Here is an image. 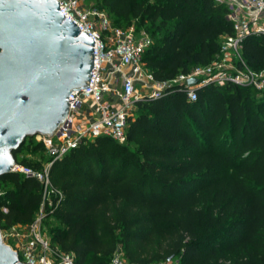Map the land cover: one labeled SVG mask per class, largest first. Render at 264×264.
Here are the masks:
<instances>
[{"label":"trees","instance_id":"1","mask_svg":"<svg viewBox=\"0 0 264 264\" xmlns=\"http://www.w3.org/2000/svg\"><path fill=\"white\" fill-rule=\"evenodd\" d=\"M113 25L154 39L143 63L159 81L221 61V41L235 35L229 9L213 0H93ZM248 68L264 70V32L241 43ZM241 63V62H240ZM238 63L239 67L242 65ZM184 85L140 100L127 142L102 136L71 149L50 168L52 196L42 225L58 223L52 247L76 264H111L122 249L129 263L264 264V91L228 83ZM46 154L27 138L17 164L41 170L23 149ZM0 228L31 226L43 186L12 172L0 177Z\"/></svg>","mask_w":264,"mask_h":264},{"label":"built area","instance_id":"2","mask_svg":"<svg viewBox=\"0 0 264 264\" xmlns=\"http://www.w3.org/2000/svg\"><path fill=\"white\" fill-rule=\"evenodd\" d=\"M57 1L64 17L77 24L80 32L88 33L95 42L91 46L93 69L89 87L72 92L68 121L60 128L59 134L36 137L43 143L51 161L41 170L20 164L13 169L36 178L43 186L40 213L30 226L26 242L22 247H12L18 252L22 264H76L73 254L52 247L49 237L42 232L45 204L52 206V196L63 197L52 186L50 168L84 141L106 136L120 144L126 143L128 120L134 116L138 101L165 96L174 85H184L190 100L197 99L198 88L208 85L233 83L264 91V77L248 68L241 58V43L247 35L264 32L260 27L264 25V0H213L228 7V19L234 26L235 35L225 37L221 45L223 59L208 66L194 67L189 74H179L166 81L157 80L143 63V55L153 44V39L145 32L136 33L134 26L127 29L115 27L107 14L86 6L85 0ZM193 78L198 79V84L189 85L188 81ZM111 264L166 263H129L122 249H118Z\"/></svg>","mask_w":264,"mask_h":264},{"label":"water","instance_id":"3","mask_svg":"<svg viewBox=\"0 0 264 264\" xmlns=\"http://www.w3.org/2000/svg\"><path fill=\"white\" fill-rule=\"evenodd\" d=\"M94 43L57 0H0V177L14 172L27 138L67 123L72 92L89 87ZM0 264H22L1 228Z\"/></svg>","mask_w":264,"mask_h":264},{"label":"rangeland","instance_id":"4","mask_svg":"<svg viewBox=\"0 0 264 264\" xmlns=\"http://www.w3.org/2000/svg\"><path fill=\"white\" fill-rule=\"evenodd\" d=\"M85 5L88 6V7L89 6H93L94 2H93V0H85ZM104 13L107 14L106 12H104ZM260 27H261V29H264V25H261ZM141 32H143V31H141ZM145 34L150 36L146 32H145ZM224 41H225V37L222 39L221 44H223ZM153 42H154V39H153ZM232 58H234V57H232ZM233 60L236 61V58H234ZM254 72H256V71H254ZM256 73L259 76H263L264 77V70L261 71V72H256ZM38 142H40V140H38ZM24 157L26 159H28V161H31L32 163H36L39 160L44 161V162L47 160V155L46 154L33 153L32 151H30V149H27V148L23 149V152H22V154H20L18 156V159L22 160ZM41 227H42V232L48 236V233H49L48 231L51 228L58 227V223L53 221L52 219H48L47 223L44 222V224ZM2 232H3L4 238H5V242L10 243V244L14 242V241L12 242V239L18 238L20 240L22 238V235H23V229H19V230L15 231V232H13L12 229L11 230H4ZM12 234H15L14 238L12 237ZM174 263L175 262H166V264H174Z\"/></svg>","mask_w":264,"mask_h":264},{"label":"crops","instance_id":"5","mask_svg":"<svg viewBox=\"0 0 264 264\" xmlns=\"http://www.w3.org/2000/svg\"><path fill=\"white\" fill-rule=\"evenodd\" d=\"M19 229H23L22 238L19 240L18 238H14L15 234H12V237L14 238V239H12V242L13 241L14 242L11 244L8 243L12 247H22L24 245V243L26 242V239L28 237L29 231H30V226H16L12 230H13V232H15Z\"/></svg>","mask_w":264,"mask_h":264}]
</instances>
